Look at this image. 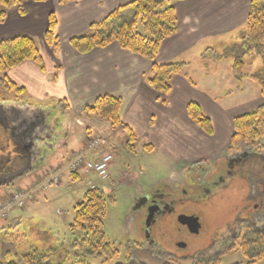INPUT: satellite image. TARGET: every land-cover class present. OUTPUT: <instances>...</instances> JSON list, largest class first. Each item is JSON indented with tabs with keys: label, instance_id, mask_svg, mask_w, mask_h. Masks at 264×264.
Returning <instances> with one entry per match:
<instances>
[{
	"label": "rangeland",
	"instance_id": "374dc122",
	"mask_svg": "<svg viewBox=\"0 0 264 264\" xmlns=\"http://www.w3.org/2000/svg\"><path fill=\"white\" fill-rule=\"evenodd\" d=\"M250 1L248 0V5L245 8L246 14L241 17L242 25L238 26L237 21L229 23L230 20L220 23V26H226L220 27L217 37L215 35V38L213 36L203 37L198 43L204 50L200 57L195 55L193 59V61L198 60L197 65L193 62L191 65H182L181 70V72H187L189 84L194 86L193 80L200 87L199 90L205 88L211 92L212 97L220 102L221 107L231 109V116L234 117L264 102L259 85L254 80V77L258 75L264 78V42L261 47H253L242 39L243 32L246 30ZM172 2L173 0H170V3ZM235 24L237 27L226 30L229 25ZM136 30L142 31L140 22L136 24ZM35 40L38 48L42 49L41 39L35 38ZM42 50L44 53L42 52L41 56L47 62L48 55L45 49ZM239 60L242 62V66L234 67ZM11 71H7L6 74L11 75ZM31 93L32 95L37 94L32 91ZM29 94H19L18 99L32 100ZM13 95L0 91V98H9ZM56 99V96H49L47 101L54 105L59 104L64 109L63 105L55 101ZM204 107L207 110V106L204 105ZM49 114L50 118H53L52 121L54 120L53 122L56 123L52 124L53 131L50 128L53 134L51 146L46 144L44 148L38 141L32 145L33 151H37V154H33L34 158L38 159L40 155H44L40 164L33 170L26 171V174L17 177L8 187H0V205L7 201L4 197L8 190L14 191L10 196L17 192H25L21 188H25L26 185L35 181L42 172L46 171L45 174L50 175L51 172L60 173L61 170L59 182L50 184L46 188H40L38 185L40 183L47 184L50 176H39L35 183L36 186H34L38 191L25 203L24 207L10 211L9 217L20 216L22 224H31L36 229L46 231L48 234L43 233L41 236L44 241L48 242L49 247L58 248L59 242H61L63 244L61 250H63L69 240L68 257L63 264H68L76 255L80 254L83 256L79 259L83 258L88 264L124 263L128 250L131 254L129 264H188V261L183 260V255L195 256L196 253L204 250H208L212 256L217 254L219 256L218 264H248L238 250V246H233V243L238 238L236 235L245 226L252 230L264 229V137L259 139L260 144L257 148L240 150L234 154L227 153L230 141L226 150L215 151L211 149L215 143L212 140L204 139L202 150L205 152L206 158L198 159L194 163H187L190 166L185 171L188 176L193 174V178L197 177L198 188H193L190 191L188 189V198L176 202L171 212L156 216L144 231L134 221L133 210L136 208L135 203L139 197L162 179L177 178V181H184L182 177L178 176L179 173H175L179 167L175 169L171 166L172 158L168 157L176 156L179 153L190 154V150L176 147L179 146L177 139L183 137L181 133H175L173 128L172 134L164 135L162 142L157 141L156 147L150 151L144 146V142L148 143L145 138L141 139L135 136L137 139L134 143L132 142L135 144L134 148H130L126 146V138L122 140V135H124L122 131L117 132L116 136L110 139L109 134L105 133L107 128L103 130L96 126L87 127L90 131L86 134L89 139L95 137L102 143L101 147L103 145L104 148L98 150L101 154H115L113 164L109 168V176L106 179H99L88 172L84 174L83 169L77 171L78 167L75 168V171L79 178L74 179L70 177L71 169L68 166L75 153H85L86 151V147H82L80 151L74 152L79 146V140L85 137V128L88 125L86 124L80 130L77 126V120L80 119L76 116L74 118V114L69 109L64 110V117L61 116V111L58 108ZM86 118L87 116L84 115L82 119ZM212 118L217 128H221L220 123L226 122V119L215 115ZM59 119L60 122L67 123L68 133H66L64 125L58 123ZM84 122L87 123V120ZM179 126L188 132L182 124ZM232 132L233 128L231 135ZM204 135L210 137L213 132L210 135L205 133ZM164 140H168L169 144ZM171 141H175V144L173 145ZM162 146L168 147L169 150ZM47 148H51L50 151ZM100 148L98 147V149ZM51 150L52 153H50ZM231 158H237V162L233 165L234 169H230L229 172L222 171L220 168L225 164L220 163ZM215 161H219V171L216 170V172L213 171L218 166L214 163ZM58 162L61 165L55 168ZM25 170L27 169L25 168ZM212 171L214 174H210ZM91 183H95V186L103 191L106 199L102 232L106 241L118 252L110 259L106 256L95 257L88 252L83 253L78 248L72 247L73 241L83 236V232L71 231L69 228L74 218V207L83 200V195ZM190 183L194 182L190 181ZM176 185L180 184L176 183ZM16 189L18 190L16 191ZM5 214H7L6 209L0 207V224L3 221L1 218H4ZM179 215H196L201 224L199 232L193 234L187 231L178 222ZM23 232L24 227L21 226L13 234L16 236ZM2 239V234H0V242ZM28 239L29 241L34 239V245L39 246L35 235ZM182 243H186V247L180 248L179 245ZM204 258L207 257L204 256ZM50 262L57 264L55 259H50Z\"/></svg>",
	"mask_w": 264,
	"mask_h": 264
},
{
	"label": "crops",
	"instance_id": "0c3cea01",
	"mask_svg": "<svg viewBox=\"0 0 264 264\" xmlns=\"http://www.w3.org/2000/svg\"><path fill=\"white\" fill-rule=\"evenodd\" d=\"M129 1L131 0H79L59 3L58 0H46L44 2L21 0L24 9L23 14L16 8L8 10L5 20L0 23V39L17 35L40 38L41 48L45 49L48 55L47 62L42 56L43 69H40L34 62L27 60L10 69L12 70L11 75H7L24 88L22 94L28 95L30 93L29 97L32 99L14 101L11 98L9 102L2 104L6 115H0V119L3 121L5 119V126L14 133L11 141L8 140L7 142L10 144L9 150L20 139L23 145L29 146L25 148L29 153L32 145L37 141L41 142L44 148L46 144L50 147L54 120L52 121L53 118H50L49 113L57 108L60 109L62 117H64V110L67 109L74 114L73 117H78L80 120H77V126L80 130L86 124L88 125L85 128V137L79 140V146L76 147L74 152L85 147L88 137L86 134L90 132L88 128L92 126L103 130L107 128L105 133L109 134L110 139L114 138L117 132H124V130L120 127L112 129L107 122L96 117L82 119L84 107L91 104L97 97L105 94L121 98L120 119L137 138H145L148 143L144 142V146H149L147 150H153L157 141L162 142L164 135H171L173 128L175 133H181L183 137L177 139L179 146L176 147L191 152L188 155L179 153L176 156H168L170 159L172 158L171 166L175 169L179 167L178 170H175V173H184L185 166L190 165L187 163H194L198 159L206 158L205 152L202 150L204 139L212 140L215 143V146L211 149L215 151L226 150L230 141L231 122L234 118V116H231V109L221 107L220 102L215 100L211 92L205 88L199 90L200 87L195 81L192 80L194 86L189 84L187 82V72H180L172 79L169 92L157 93L152 91L146 84V77L152 64L150 61L120 48L115 42L104 47H95L83 53L76 51L70 44V38L88 34L91 23L103 19L115 7ZM172 4L177 14V31L161 42L159 51L153 61L155 64L177 62L182 65H191L193 62L197 65L198 60L193 61V59L195 55L200 57L204 50L198 43L203 37H214V35L217 37L220 27L226 26H220V23L230 20L229 23L237 21L238 26L242 25L241 17L247 12L245 8L248 5V0H173ZM50 13L54 14L57 21L55 33L58 40L55 46L47 44L44 39V31L47 28ZM125 15L127 16L128 12ZM235 27H237L236 24L229 25L226 30ZM42 49L39 48L40 54L43 52ZM31 91L37 94L32 95ZM49 96H56L55 101L62 102L64 109L59 104L53 105L47 115L43 114L40 124L32 125L29 122L33 119V116H30L32 107L39 103L49 105L47 102ZM202 101H204V104H202ZM189 102L198 104L203 113L210 118L213 128L212 136L204 135L203 131L190 121L186 111ZM204 105L207 106V110ZM10 111H19V114L16 115ZM214 115L226 119L225 123L219 124L221 128H217L215 121L213 122L212 116ZM84 120H87V123ZM57 121L60 125H64V129L68 133L67 123L63 120V122H60V119ZM179 124H182L188 132L182 130ZM50 128H52V131H50ZM18 137L19 140L17 141ZM122 137V140L126 138L125 133ZM164 141L169 144L168 140ZM171 143L174 145L175 141H171ZM162 147L169 150L168 147ZM102 148H104L103 145L98 150H102ZM50 149L47 148L48 151ZM50 153H52V150ZM98 153L99 151H95L93 157ZM113 155L115 154L113 153ZM43 156L40 155L38 159L34 158L32 154L29 157H24L21 165L27 169L25 172L33 170L40 164ZM60 165L61 163L58 162L55 168L60 167ZM51 168L54 169L52 166ZM45 172L39 174L35 181L21 189L24 191L32 189L39 176H44ZM85 172L84 170V174ZM71 174V178H79L78 173H74L75 176ZM12 191L8 190L4 198H7ZM60 216H62V213H60ZM1 220L3 221L0 224V234H2L3 239L0 242V260L5 263H18L20 255L29 252L31 249L40 254L53 249V246L49 247L48 242L44 241L41 236L43 233L45 235L48 233L34 228L31 224H22L20 216L10 218L8 212L7 216L1 218ZM21 226L24 227V232L14 236V231L20 229ZM34 235L35 239H38L39 246L34 245V239L32 241L28 239V237ZM62 245L59 242L60 248ZM58 248H54V250ZM8 252H10V256ZM54 259L61 261L62 254Z\"/></svg>",
	"mask_w": 264,
	"mask_h": 264
},
{
	"label": "trees",
	"instance_id": "16d2710c",
	"mask_svg": "<svg viewBox=\"0 0 264 264\" xmlns=\"http://www.w3.org/2000/svg\"><path fill=\"white\" fill-rule=\"evenodd\" d=\"M44 2L46 0H32ZM59 3L76 2L79 0H58ZM16 8L24 13L21 0H0V23L6 18L8 10ZM128 12L126 16L125 13ZM140 22L141 32L136 30V24ZM56 18L53 13L48 16V25L44 31V39L47 44L55 46L57 43ZM177 31V14L170 0H131L111 10L103 19L90 24L88 34L69 39L72 47L80 52H87L95 47H104L112 42L120 48L138 55L152 64L146 77V84L152 91L167 93L171 89L172 79L182 70V64L177 62L166 64L153 63L161 42L172 36ZM242 39L253 47H261L264 42V0H251L247 16L246 30ZM258 53H260L258 51ZM34 62L43 69V59L39 52L34 37L29 35H17L0 39V91L14 94L13 97L0 98V102L18 100L19 94L24 88L11 80L6 72L17 67L24 61ZM239 60L234 67H241ZM260 94L264 97V78L255 76ZM121 98L112 95H101L83 109L87 117H96L107 122L112 129L120 127L126 136V146L134 148L136 137L132 130L122 123L119 116ZM60 104L63 105L62 102ZM64 106H66L64 104ZM188 118L198 126L205 134H212L211 120L195 102H189L186 106ZM233 132L230 137L228 154H234L240 150L257 148L259 139L264 137V102L255 108L240 114L232 119ZM149 146L145 145L147 149ZM72 176L75 174L72 173ZM106 199L103 191L98 188H89L83 195V200L74 207V218L69 225L71 231L79 230L83 236L74 240L72 247L78 248L83 253L88 252L92 256L113 258L118 252L113 248L102 232V218L105 214ZM233 246L237 245L241 255L248 264H264V229L252 230L250 227L240 231ZM51 249L44 254L36 250H30L19 257V262H7L0 260V264H51L50 259L62 254V260L57 264H63L67 260L68 247L61 250ZM10 256V252H8ZM76 255L68 264H88L82 257ZM124 263L129 264L131 254L128 250ZM76 258V259H75ZM219 256L210 259L194 261L188 264H218ZM131 264V263H130Z\"/></svg>",
	"mask_w": 264,
	"mask_h": 264
},
{
	"label": "flooded vegetation",
	"instance_id": "af4514ba",
	"mask_svg": "<svg viewBox=\"0 0 264 264\" xmlns=\"http://www.w3.org/2000/svg\"><path fill=\"white\" fill-rule=\"evenodd\" d=\"M48 104L50 106L45 103L44 105L43 103L42 104L39 103L35 107H32L31 110L32 113H30L31 114L30 116H33V119L29 121L31 122L32 125L40 124L43 114L47 115L49 113L50 109L53 107L54 104L50 101L48 102ZM10 112L16 115L19 114V111H10ZM0 115H4V116L6 115V111L3 110L2 106H0ZM5 121H6L5 119L4 121L0 119V147H1L0 148V187L9 185V183H11L12 179L15 178L17 174L23 172L21 170L25 168L22 167V165L20 164L23 162L24 157H29L30 154L33 155L34 153L37 154V151H33L32 148L30 149V153H29L27 149H25L28 148L29 146L26 144L23 145L21 143L22 142L21 139L19 140V137L17 138V141L18 140L19 141L15 142L14 147L10 148V150L8 149L10 144L7 143L6 140H10V138H12V135H14V133L12 131V134H8L9 132L6 129L7 127L5 126L6 125ZM236 159L237 158H231L228 159L227 161H222L220 164L222 165L225 164V165L221 166L222 168L220 169L222 171L225 170L226 172H229L230 169H234L233 165H235L234 163L237 162ZM214 163L218 165L219 161H215ZM189 166L190 165H186L184 170L186 171V169H188ZM218 167L219 165L216 166V168L213 171L214 172H216V170L219 171ZM213 171L210 174H214ZM179 173L180 174L178 176L182 177L184 181L182 182L177 181V178H169L166 180L162 179L156 182L155 186L152 185L148 192H146L141 197H139L137 202L143 198L147 199L139 207H137L136 205V208H134L133 210L134 221L138 223L141 230L145 231V228L147 226L146 221L148 218H150L151 209H153L154 212L151 215L149 223L152 222L153 219L156 218V216L171 212L173 210V205L179 200L188 198L189 197L187 195L188 189L190 191L193 190V188H198L199 181H197V177L193 178L194 177L193 174H190L191 176H188L187 174H185V172L184 173L179 172ZM186 177L188 178L186 179ZM190 181L194 183L191 184ZM176 183L180 185H176ZM200 185L202 186V184ZM184 227L186 228V226ZM186 245L187 244L185 243L184 247H186ZM184 247H180V248H184ZM196 254L197 255L195 256L183 255L184 258L183 260H186L188 261V263H191L194 261L210 259L212 257L217 256V254L212 256L208 252V250L200 251ZM204 256H206L207 258H204Z\"/></svg>",
	"mask_w": 264,
	"mask_h": 264
},
{
	"label": "built area",
	"instance_id": "2783aa9c",
	"mask_svg": "<svg viewBox=\"0 0 264 264\" xmlns=\"http://www.w3.org/2000/svg\"><path fill=\"white\" fill-rule=\"evenodd\" d=\"M99 145V140L95 137L92 139H88V150H94ZM112 154L111 153H105V154H99L97 158L95 159H87L85 158L84 154H78L75 155L74 159L70 163L71 169H75L79 165L83 164L85 169L94 174L99 179H105L108 176L109 173V167L110 163L112 161ZM50 180L53 182L57 181L56 176L50 177ZM45 186V184H44ZM93 187V185H91ZM25 195L22 193H16L11 201L5 202L1 208H5L6 211L10 209L13 205H16L17 207H21L24 203Z\"/></svg>",
	"mask_w": 264,
	"mask_h": 264
},
{
	"label": "water",
	"instance_id": "95a60500",
	"mask_svg": "<svg viewBox=\"0 0 264 264\" xmlns=\"http://www.w3.org/2000/svg\"><path fill=\"white\" fill-rule=\"evenodd\" d=\"M146 200H147L146 198H143V199L139 200L136 203L137 207H139L140 205H142ZM153 212H154L153 209H151L150 210V218H151V215L153 214ZM150 218H148L147 221H146V224L147 225L149 224ZM178 222L181 225L186 226V228L188 229V231L190 233H193V234H197L199 232L200 227H201V224L199 223L198 217L196 215H190V216L179 215L178 216ZM179 246L180 247H184L185 244L182 243Z\"/></svg>",
	"mask_w": 264,
	"mask_h": 264
}]
</instances>
